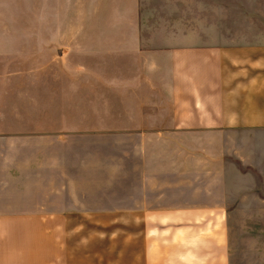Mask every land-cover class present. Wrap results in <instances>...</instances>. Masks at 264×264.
<instances>
[{
	"label": "rangeland",
	"instance_id": "obj_1",
	"mask_svg": "<svg viewBox=\"0 0 264 264\" xmlns=\"http://www.w3.org/2000/svg\"><path fill=\"white\" fill-rule=\"evenodd\" d=\"M237 75L264 115V0H0L20 263L264 264V116L195 115Z\"/></svg>",
	"mask_w": 264,
	"mask_h": 264
},
{
	"label": "crops",
	"instance_id": "obj_2",
	"mask_svg": "<svg viewBox=\"0 0 264 264\" xmlns=\"http://www.w3.org/2000/svg\"><path fill=\"white\" fill-rule=\"evenodd\" d=\"M231 79L229 82L227 76H225L224 84H226V88L224 89L222 88V81H218L219 87L216 86L218 90L216 96L213 95L214 92L212 90H209L205 97L198 100L199 102L195 101V115L205 118V126L202 125L205 129L215 128L213 124L217 122L223 127L231 120L234 121V124L237 123L235 124L236 126L234 125L231 128L238 129V127H241L238 125L240 121L241 123L254 122L261 119L263 115L261 110L256 108L249 109L260 101L256 99L257 96L254 95V92L253 98H250V94L246 93L248 89L258 88L259 84L255 80H252L249 75L248 79H244L243 75L233 76ZM237 81L238 84L236 85L229 84L231 82L236 83ZM208 124H211V127H208ZM5 219L7 218L0 220V264H21L19 241L18 238L12 237L13 232L15 233L14 224L11 221L6 223ZM22 258L24 262L25 259L24 257Z\"/></svg>",
	"mask_w": 264,
	"mask_h": 264
}]
</instances>
